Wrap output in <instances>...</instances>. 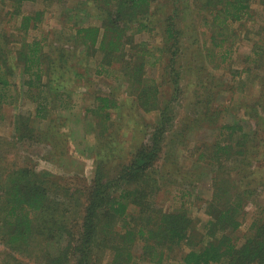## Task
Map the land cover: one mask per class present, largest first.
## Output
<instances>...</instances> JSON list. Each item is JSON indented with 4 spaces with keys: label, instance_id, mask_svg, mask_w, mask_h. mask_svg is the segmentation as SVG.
Returning a JSON list of instances; mask_svg holds the SVG:
<instances>
[{
    "label": "rangeland",
    "instance_id": "obj_1",
    "mask_svg": "<svg viewBox=\"0 0 264 264\" xmlns=\"http://www.w3.org/2000/svg\"><path fill=\"white\" fill-rule=\"evenodd\" d=\"M42 1L25 2L21 10L24 14L42 11V21L35 31H30L27 41L43 40L47 56L56 61L51 71L56 79L43 89V94L38 98L33 97L36 92H30L25 86L15 51L14 56L11 54L15 70L10 80L13 85L9 92L11 97H8V87L5 88L4 93H7V96L0 106V189L8 185L13 171L28 167L32 176L40 180L49 176L51 183L59 181L58 183L66 185L78 198L76 193L81 194V191L84 192L93 183L96 161L102 152L99 148L106 147V140L100 134L99 118L93 120L85 115L88 107H96L97 97L110 95L117 102L116 108L110 111L113 116L110 128L113 132L116 131L114 137L110 136V139L114 140L113 146L117 149V154L113 155L115 163H126L131 158L132 151L134 153L142 144L147 143L148 128L159 114L143 113L137 93H134V88L130 85L131 81L120 71L126 66L122 61L112 65L110 72L98 75L101 55L90 52L92 49H87L80 42L82 40L76 39L80 26L101 25L103 10L99 8L96 0H61L49 6L44 5ZM174 1L156 2L154 10L157 14H153L149 19L153 21L151 29L134 33L133 30L139 28L140 19L127 23V27L133 24L128 33L133 36L134 50L143 44L153 53H158L159 48L164 49L165 58L157 66L153 64L154 54L148 56L146 79L151 84V78H157L160 82L161 77H164L161 86L162 97L166 103L171 102L175 114L165 151L152 171V175L161 179V183L164 180L154 201L166 211H188L195 217L198 223L195 227L201 233V222L207 215L200 209L205 207L213 196V172H218V169L220 173L227 171V174L232 173L235 168L244 172L252 171V178H256L254 183L250 186L240 184L239 187L246 200L243 224L236 233V236L242 239L249 233L254 220L260 218V208L264 204V168L261 170L260 164L247 168L248 165L243 164V161L248 160L240 152L242 147L239 144H244L241 133L238 132L231 138L220 137V127L227 123L243 124L244 133H253L247 137L250 140L245 147L247 155L264 159L263 155L259 156V146L264 143V0H252V17L244 23H234L231 28L233 31H230L227 37L220 35L219 40L217 38L215 42L211 40V36L216 34L218 29L205 25L201 14L189 9L191 0H179L181 11L178 27L181 29V48L176 61L172 62L171 51L175 49L167 42L164 32L166 19L173 12ZM15 7L13 0H0V54L4 52L6 56L9 50L13 51L17 46V40L25 38L21 35L23 32L16 28L17 21L20 24L21 20L11 17ZM222 39L227 41L222 42ZM10 41L13 42L9 43ZM230 45L232 52L224 61L223 54H226ZM255 51L263 54L261 66L250 72ZM176 69L182 71L179 86L181 92L178 97H174L176 84L172 81L175 79ZM246 69H249L248 73L240 74ZM62 92L71 97L61 96ZM43 96L49 98L47 116L53 122L35 118L38 104L44 100ZM61 105L66 108H61ZM250 113H258L257 118H251ZM21 115L31 119L29 125L34 129L36 136L40 135V142L29 138L22 140L19 137L18 122L28 121ZM187 125L193 126V129H186ZM185 129L187 133L182 136ZM216 141L232 143L233 155L223 158L232 159V162L227 159L223 160L220 167V162L209 167L208 159L199 160V156L204 150L208 153L214 151L213 145ZM234 146L237 147L236 150ZM61 179L63 180L60 181ZM185 192V198L181 199ZM74 194L72 198L67 197V200L63 201V206L76 203ZM198 219H201V222ZM75 220L77 218L73 221ZM5 239L1 232L0 264H15L16 260L9 255L11 252L4 244ZM44 243L49 245L55 257L59 255L52 241L45 240ZM188 244L187 242L183 247L170 252V260L164 264H177L181 256L189 251ZM141 247L140 244L135 250L138 255H141ZM18 254L16 258L19 259V264H42L45 259L42 253L39 254L40 260L26 259ZM59 258L62 259L61 256ZM104 258L105 264H108L109 252Z\"/></svg>",
    "mask_w": 264,
    "mask_h": 264
},
{
    "label": "trees",
    "instance_id": "obj_2",
    "mask_svg": "<svg viewBox=\"0 0 264 264\" xmlns=\"http://www.w3.org/2000/svg\"><path fill=\"white\" fill-rule=\"evenodd\" d=\"M13 1L16 7L11 17L21 20L20 24L17 21L16 28L23 32L21 35L25 38L15 42L17 46L13 51L9 50L8 56L4 52L0 54V106L7 96L4 93L5 88L8 87V97H11L9 92L13 85L10 80L15 73L11 54L14 56V51L25 86L30 92H36L33 97L38 98L43 94V89L56 79L51 73L56 61L47 56L43 40L27 41L30 31H35L42 21V11L24 14L21 6L25 2L37 3L40 0ZM60 1L42 2L49 6ZM157 1L159 0H96L99 8L103 10L101 25L80 26L76 33V39L82 40L80 42L87 49H92L90 52L101 55L98 75L110 72L115 63L122 61L126 65L120 71L131 81L130 85L134 88V93H137L143 113L159 114L148 128L149 140L134 153L129 152L131 158L126 163H115L113 155L117 154V149L110 136L114 137L116 131L113 132L110 128V121L113 119L110 111L116 108L117 102L110 95H99L96 107H88L85 115L93 120L99 118L100 134L106 140V147L99 148L102 152L96 161L93 183L87 190L81 191V194L77 192L78 198L73 192L76 197L74 205L63 206V201L67 197L72 198L73 194L66 185L58 183L59 181H54L53 184L49 176L40 180L28 172V167L13 171L8 185L0 189V233L3 232L6 237L4 244L11 252L9 255L16 260L15 264H19L17 253L18 256L22 255L31 260H40L39 254L42 253V257H45L42 264H105L104 256L107 252L110 255L108 264H164L170 260V252L183 247L187 242L190 249L181 256L177 264H264V204L260 208V218L254 220L247 236L242 239L236 236L243 224V209L246 204L239 187L240 184L252 185L256 180L252 178L254 172H244L239 168L227 174V171L220 173L218 169V172H213V196L200 209L207 217L202 222L198 219L202 223L201 233L195 227L198 224L195 217L188 211H166L154 201L164 180L161 183V179L154 177L152 171L165 151L175 114L171 102L166 103L162 97L164 77H161L162 83L157 78H151L153 82L149 84L146 79L148 56L154 54L153 64L157 66L165 58L164 49L159 48L158 53H153L143 44L134 50L133 36L128 33L133 24L127 27V23L140 19L139 28L133 30L134 33L151 29L153 21L149 19L157 14L154 10ZM189 9L201 14L205 25L218 29L211 36V40L215 42L220 35L227 37L233 31L231 28L234 23H244L252 17V0H191ZM180 11V2L175 0L173 12L166 19L164 35L175 49L171 51L172 62L176 61L181 48V29L178 27ZM225 41L227 39H222V42ZM231 45L226 54H223L224 61L232 52ZM211 55L215 56L214 53ZM262 57L260 51H255L250 72L261 66ZM246 71L240 74L248 73L249 69ZM181 72L180 69L174 72V97H178L181 92ZM64 95L71 97L62 92L61 96ZM43 98L38 104L35 118L53 122L47 116L49 98ZM61 108L66 107L61 105ZM250 116L255 119L258 113H250ZM26 119L28 121L18 122L19 137L22 140L29 138L40 142V135L36 136L29 125L31 119ZM186 129H193V126L187 125ZM186 129L182 136L187 133ZM238 132L244 140V144H239L242 147L240 152L248 160L243 161V164L248 165L247 168L260 164L263 170L264 159L249 154L248 156L245 149L250 143L247 137L253 133H244V126L240 123H227L220 127V137L231 138ZM213 147L214 151L201 152L199 160L207 158L208 166L212 167L217 162L221 163L218 164L220 167L223 160L232 162V159H223L233 155L231 142L216 141ZM259 147V156H264V143ZM186 194L187 192L181 199ZM75 212L77 213L73 216ZM45 240L56 245L58 256H54L55 253L47 243L43 244ZM140 244L141 255H138L135 250Z\"/></svg>",
    "mask_w": 264,
    "mask_h": 264
}]
</instances>
